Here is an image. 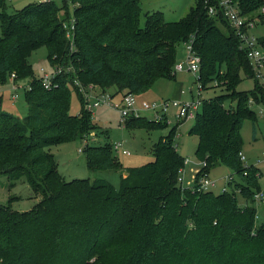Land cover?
<instances>
[{
	"label": "trees",
	"instance_id": "trees-1",
	"mask_svg": "<svg viewBox=\"0 0 264 264\" xmlns=\"http://www.w3.org/2000/svg\"><path fill=\"white\" fill-rule=\"evenodd\" d=\"M235 1L245 14L264 4ZM61 2L41 0L8 11L0 0V85L10 89L14 73L15 81L30 86L16 90L18 97L23 90L25 115L0 102V173L13 180L10 185L23 178L37 198L26 210L11 207L18 196L0 202V264H264V215L258 219L253 204L261 172L239 155L243 121L256 119L252 104H264V91L227 18L221 11L209 14L204 0L172 21L158 10L142 14L140 0ZM66 18L73 22L69 37ZM190 40L200 57L201 92L220 89L202 99L189 129L197 136L196 157L206 161L194 182L182 186L177 180L185 157L174 140L182 120L152 144L153 159L142 165L122 166L110 141L82 146L90 171L119 172L118 189L103 179L63 178L50 147L82 141L99 127L73 78L82 86L141 94L158 79L175 77L178 45ZM41 46L51 65H71L49 88L29 60ZM241 72L253 79L251 89L237 87ZM71 88L81 104L76 114L69 111ZM124 125L169 123L139 115ZM218 164L231 170L228 188L200 189L199 176Z\"/></svg>",
	"mask_w": 264,
	"mask_h": 264
},
{
	"label": "rangeland",
	"instance_id": "rangeland-1",
	"mask_svg": "<svg viewBox=\"0 0 264 264\" xmlns=\"http://www.w3.org/2000/svg\"><path fill=\"white\" fill-rule=\"evenodd\" d=\"M38 1L41 0H6L7 10L12 11L14 9H19L27 4ZM194 1L195 0H140V7L142 14L158 10L162 12L165 20L172 21L181 18L187 12L188 8L194 4ZM54 2L57 5L62 4L61 0H54ZM143 18L144 16L141 15V23ZM64 21L66 22L68 19L66 18ZM252 32H262V26L256 27ZM178 48H183V43L179 44ZM29 60L35 74L40 73L41 67L46 71H50L51 69V64L47 60L46 48L44 46L34 50ZM184 65L186 68V64ZM195 76L194 73L186 69L177 70L175 71L174 78L158 79L155 81L154 85L149 88L150 90H157L161 94H155L156 97L144 96V98H142L140 94H137V97L138 99H145L148 101H160L165 98H170L173 94L172 90L175 86L177 87V81L180 80L182 82L181 92H183V94L179 99L190 100L196 97ZM240 77L242 79L237 86L239 89L248 90L253 87L252 78L246 77L244 72H241ZM0 89L3 90L0 96L2 97L1 103L4 109L11 112L14 111L17 115L21 116L27 113L28 107L24 100L22 89L19 92V97L15 100L10 97V89L7 83L0 85ZM219 92V88L210 87L202 90L201 97L208 98ZM4 104H6V106ZM80 107L79 98L74 89L71 88L70 113H78ZM258 109L259 106L254 107V110L257 111ZM139 115L145 116L148 119H154V112L151 110L141 111ZM256 116L254 121L250 119H244L243 121L240 130L242 138L241 152L245 156L244 162L246 164L253 163L259 167L261 172L258 177L259 188L260 191L264 193V117L258 113ZM168 118L172 123L176 122V119L170 114ZM92 119L99 127L96 130V139L90 140V143L101 144L106 141H122L123 147L128 149L130 153L124 154L119 151H114V154L117 156L122 166L125 167L142 165L152 160V144L158 140L159 137L165 136L171 125L169 124L162 128L152 129H145L144 127L127 128L124 123L122 124L119 122L118 112L105 105H99L93 108ZM193 123L194 119L182 120L178 125L174 140L179 153L188 159L184 162V170L182 173V184L184 183L185 186L194 182L193 169L198 161L194 153L197 136L189 132ZM82 144L83 142L81 140L75 139L50 147V151L55 156L60 175L66 180L74 178L103 179L118 189L120 182L119 172L112 170L90 171L86 166L83 151L78 150L79 147H82ZM207 173V177L215 181V185L210 188L212 191L219 192L224 186L228 188L227 181L229 180L228 176H230L231 170L227 166L218 164ZM11 181L13 180H10L6 174L0 173V202L5 203L9 195L18 196V198L11 202V207L16 210L29 209L37 201L29 185L23 178L15 180L12 185H10ZM238 199L240 204H244V200L241 197H238ZM253 204L257 207L258 219H261L264 215V198L261 201L255 200Z\"/></svg>",
	"mask_w": 264,
	"mask_h": 264
},
{
	"label": "built area",
	"instance_id": "built-area-1",
	"mask_svg": "<svg viewBox=\"0 0 264 264\" xmlns=\"http://www.w3.org/2000/svg\"><path fill=\"white\" fill-rule=\"evenodd\" d=\"M206 8L209 14L215 15L218 11H221L222 14L227 18L230 26L235 30V33L239 36L241 40L240 46L246 51V55L252 65L254 74L259 81L263 91H264V4L261 5L252 13H242L238 2L235 0H204ZM258 26H262V32L253 33L252 30ZM63 27L66 30L67 37L70 36V32L73 29V22L71 18L69 21H63ZM184 58L182 60H177L173 66V70H182L186 69L194 73L195 82H196V97L190 100H181L179 98H165L160 101H148L145 99H138L137 94L134 93H123L120 98L113 99L109 92L105 90L95 91L93 88L96 85L82 86L76 77L73 78L74 85H77L78 90L81 92L83 97V107L91 112L93 115V108L99 105H105L116 110L119 114V122L124 123L126 118L129 116H139L141 111L151 110L154 112L153 120H162L165 119L167 123H172L168 115H172L176 121L194 119L197 111L200 109L202 103L201 97V86L196 78L199 74L200 68V57L195 53L192 47L191 40L184 42ZM186 64V68L185 65ZM71 65L61 64L59 62H53L51 65L50 71H46L44 68H40V82L43 87L49 88L53 84V78L60 73H65L70 71ZM14 73H11L9 76L10 81V90L11 97L13 100L18 98V93L16 90L18 88H29V82L26 80H14ZM97 87V86H96ZM258 107L256 111L259 115L264 117V104L253 105L252 107ZM173 110V111H172ZM172 111V112H171ZM94 133H90L88 136H85L82 139V146L85 143H89L90 140H94ZM175 146H177L175 144ZM113 151H119L124 154H129V150L123 147L122 141H113L112 142ZM79 151H82V147L78 148ZM240 159L244 160L245 156L242 152H239ZM188 160L184 159V162ZM198 166L194 168V177L201 168L206 166L205 160H198ZM184 167L179 169L177 176L178 182L185 186L183 182V173ZM207 172H204L198 178L199 188L210 189L215 185V181L207 177ZM230 176L228 179L230 180ZM191 185V184H190ZM189 186V185H187ZM227 186H224L222 190H225ZM254 199L256 201H261L264 198V193L260 190L254 193Z\"/></svg>",
	"mask_w": 264,
	"mask_h": 264
},
{
	"label": "crops",
	"instance_id": "crops-1",
	"mask_svg": "<svg viewBox=\"0 0 264 264\" xmlns=\"http://www.w3.org/2000/svg\"><path fill=\"white\" fill-rule=\"evenodd\" d=\"M184 54H185V50H184V45H183V48H178V52H177V60H182L183 58H184ZM154 85V84H153ZM181 86H182V82L179 80V81H177V87L175 86V88L172 90V92H173V94L171 95V97L170 98H181V96H182V94H183V92H181ZM95 91H99V87H94L93 88ZM101 90V89H100ZM105 91L106 92H109L110 93V95L114 98V99H118V98H120V96H121V92H116L115 91V88L114 87H109V88H107V89H105ZM157 90H148V91H146V92H143V93H141L140 94V96L142 97V98H144V96H150V97H156V95L155 94H161L159 91H157ZM3 92V91H2ZM2 92H0V94H2ZM2 97L0 96V102L2 101V99H1ZM2 104V103H1ZM5 106H6V104H4ZM12 113H14L15 114V112L13 111ZM172 116V115H171ZM169 124H173V123H169ZM94 139H96V136H94ZM197 142V141H196ZM177 147V146H176ZM197 166V163L195 164V167ZM194 167V168H195ZM193 171H194V169H193ZM123 175H124V173H123ZM36 198V197H35Z\"/></svg>",
	"mask_w": 264,
	"mask_h": 264
},
{
	"label": "water",
	"instance_id": "water-1",
	"mask_svg": "<svg viewBox=\"0 0 264 264\" xmlns=\"http://www.w3.org/2000/svg\"><path fill=\"white\" fill-rule=\"evenodd\" d=\"M124 173V175H126L127 174V172H123Z\"/></svg>",
	"mask_w": 264,
	"mask_h": 264
}]
</instances>
